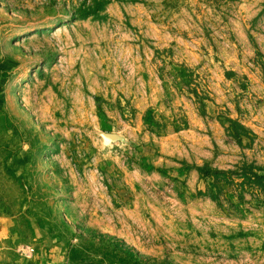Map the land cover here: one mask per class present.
<instances>
[{"label": "rangeland", "instance_id": "rangeland-1", "mask_svg": "<svg viewBox=\"0 0 264 264\" xmlns=\"http://www.w3.org/2000/svg\"><path fill=\"white\" fill-rule=\"evenodd\" d=\"M0 79L10 263L264 264V0H0Z\"/></svg>", "mask_w": 264, "mask_h": 264}, {"label": "crops", "instance_id": "crops-1", "mask_svg": "<svg viewBox=\"0 0 264 264\" xmlns=\"http://www.w3.org/2000/svg\"><path fill=\"white\" fill-rule=\"evenodd\" d=\"M2 81L3 80L0 79V82ZM6 95H7L6 90L4 89L3 85H0V108L3 107L4 102L7 100ZM14 133H16V135ZM2 135L5 137H2L1 144L5 143L6 145H8V147H9V144H11L12 142H15L16 144L21 142L20 132L18 129L14 130V129L6 128L5 130L2 131ZM10 135L12 136L10 137ZM18 158H21V157L16 154H13L7 158L6 163L8 166L6 170L8 172H10V170L16 172L17 170V173H21V169L23 170L24 167H22L23 165H21V168H20V164H17L16 160H20ZM22 159L25 160L24 157ZM15 162H16V165H14ZM3 218L4 217H0V225H1V222L3 221ZM4 238H2V240ZM12 253H13L12 249H8V248L2 249L0 247V264H13V263H10V260L8 258L9 255H11Z\"/></svg>", "mask_w": 264, "mask_h": 264}]
</instances>
